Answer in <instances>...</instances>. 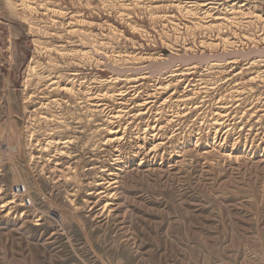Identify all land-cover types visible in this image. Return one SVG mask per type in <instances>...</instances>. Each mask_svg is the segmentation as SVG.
I'll list each match as a JSON object with an SVG mask.
<instances>
[{"label":"rangeland","instance_id":"rangeland-1","mask_svg":"<svg viewBox=\"0 0 264 264\" xmlns=\"http://www.w3.org/2000/svg\"><path fill=\"white\" fill-rule=\"evenodd\" d=\"M187 1L0 0V264H264V0H216L230 12L210 14ZM91 47L131 67L170 53L257 54L201 63L177 83L114 82ZM196 79L198 106L175 102ZM153 80L171 85L156 94ZM156 124L163 146L138 165L141 133ZM241 145L255 154L239 156ZM119 155L118 189L89 194Z\"/></svg>","mask_w":264,"mask_h":264},{"label":"bare ground","instance_id":"bare-ground-1","mask_svg":"<svg viewBox=\"0 0 264 264\" xmlns=\"http://www.w3.org/2000/svg\"><path fill=\"white\" fill-rule=\"evenodd\" d=\"M164 1H167V0H164ZM239 1V0H238ZM242 2L238 5V7H246V2L248 0H241ZM169 2V1H168ZM231 2L229 4L230 6V9H233L235 8L234 6H236L237 4V0H225V4ZM24 2H22L23 4ZM186 3H190V4H186L185 6L186 7H189V8H192V9H198V8H203L205 10V12H209L210 14V11L211 12H216L217 10L219 9H224L225 11H228L226 8H220L218 6V4H220V2L216 1V0H191V1H187ZM79 5V4H77ZM92 5V4H91ZM208 5V7H207ZM228 5V4H227ZM27 6V5H26ZM199 10V9H198ZM53 11V10H52ZM221 11V10H220ZM230 12V11H228ZM205 14V13H204ZM224 15V14H223ZM211 16V15H210ZM227 16V15H226ZM163 17V16H162ZM165 18V17H164ZM227 19L225 16H220V15H216L213 17V20H225ZM137 21V20H136ZM68 23V22H67ZM84 23V22H83ZM68 25V24H67ZM74 31V30H72ZM73 33V32H72ZM55 33H53L54 35ZM86 35V34H85ZM88 35V34H87ZM109 37V36H108ZM61 38V37H60ZM85 38V37H84ZM88 39V38H87ZM106 39V38H105ZM60 40V39H59ZM83 40V39H82ZM85 41V40H84ZM80 42V41H79ZM82 42V41H81ZM92 42V41H91ZM78 45V44H76ZM90 45V44H89ZM97 45V44H96ZM63 46V45H62ZM83 47V46H82ZM87 47V46H86ZM99 48V47H98ZM97 47L94 48V47H91L90 49L88 50H84V54H92V55H95L96 59L97 60H100L104 65H106V67H108L109 70H111V72H113V76L110 75L109 76V79L111 81H127V82H130V81H137L138 79L140 78H146L148 76H155V75H167V76H170V78L172 77L171 79V82L172 81H175L176 83L178 81H181L183 80V76L185 74H191L192 72H194V68H197L199 67L201 63H205L207 64V66L209 65L210 67L212 66H215V65H219L221 63L225 64V65H232L233 64H236V63H239L240 61V58H244V59H247L249 58L250 56H253L254 54H257V50H254V49H251L249 50L248 52L246 51H241V50H236L234 52H230V53H227V55H224L222 56V54H219V55H205V54H202L201 55H197V54H190V55H174L173 53H170V55H167L165 57L162 58V60H159L158 58H153L152 60L150 59L147 64H144L143 66H138V67H131V66H119L117 64H111L110 62H108V58H107V55L105 52H103L102 50L98 49ZM83 49V48H82ZM80 50V49H79ZM82 51V50H81ZM68 54V53H67ZM66 56V55H65ZM259 57V56H258ZM135 58V57H134ZM146 58V57H145ZM144 58V59H145ZM149 58V57H148ZM151 58V57H150ZM252 58V57H251ZM257 58V57H256ZM253 59V58H252ZM263 58H261L262 60ZM108 60V61H107ZM182 60L184 62V67L183 68H180L178 66H176L175 64ZM248 60V59H247ZM254 60V59H253ZM258 60V59H257ZM260 60V59H259ZM99 61V62H100ZM135 61V60H134ZM256 61V60H255ZM263 61V60H262ZM143 62V61H142ZM182 63V62H181ZM180 63V64H181ZM253 63V62H252ZM179 64V63H178ZM32 66V65H31ZM133 66V65H132ZM175 66V67H174ZM147 71H142V70H146ZM243 69V68H242ZM128 70V71H127ZM131 70V72H134V74H132L133 76H128L127 73L125 74L124 72H129ZM240 70V69H239ZM241 72V71H239ZM237 73V72H236ZM34 74V73H33ZM73 74H76V72H73ZM235 74V72H234ZM156 77V76H155ZM161 77V76H160ZM108 79V80H109ZM154 79V78H152ZM188 80V79H187ZM202 80V79H201ZM252 80V79H251ZM110 81V82H111ZM154 81V80H153ZM198 81L199 79H196L194 81L190 80L188 82H186V85L184 87V91H185V94H180L177 95L175 94L174 95V100L175 102H179L181 103L182 105H189V106H194L195 108L198 106L196 105L195 102L193 103H190L188 101V99L190 98V96H195L196 92L195 90L192 91L194 88L193 86H196L198 85ZM249 81V80H248ZM68 84V83H67ZM82 84V83H81ZM150 84V83H149ZM200 84V83H199ZM134 85V84H133ZM139 85V84H138ZM170 82H158L157 83V80L154 81L153 84H151L150 86H152V90L154 93L158 94V91H162L164 92V90L168 89L169 86H170ZM70 86V85H69ZM75 84L72 83L70 87H65V86H62L61 87V90H65V91H70L72 89L75 90ZM79 86V85H78ZM81 86V85H80ZM127 87V86H126ZM131 87V86H130ZM136 87V86H135ZM176 87L177 85H175V88H173V91L176 90ZM27 88V86L25 87ZM56 88V87H55ZM128 89V88H127ZM127 89L125 90H116L118 91L117 92V95H121L123 96L124 93L127 91ZM131 90V89H130ZM129 90V91H130ZM79 91V89L77 90V92ZM128 91V92H129ZM188 91V92H187ZM75 92V93H77ZM124 92V93H123ZM187 92V93H186ZM63 93L66 94V92L63 91ZM88 93L90 94L91 92H89V90L87 89V91L82 94V95H88ZM104 93V92H103ZM173 93V92H172ZM70 94V93H69ZM80 94V93H79ZM153 94V93H152ZM94 95V94H93ZM150 96H153L151 94H149ZM70 96V95H69ZM80 96V95H79ZM148 96V95H147ZM155 96V95H154ZM176 96V97H175ZM92 97V96H89V98ZM96 97V96H95ZM169 97V96H168ZM168 97L166 99H164L163 102H166L168 100ZM73 98V97H71ZM88 99V98H87ZM99 99V98H98ZM69 100V99H68ZM92 101V100H91ZM154 100L150 97L147 99L145 98L141 103H137L136 106H143L142 108H139L137 110V113L136 115H140V114H144L146 112H149L150 109L149 106L150 104H152ZM82 102V100H81ZM155 102V101H154ZM136 103V102H135ZM103 104V102L101 103ZM101 104H98V105H101ZM91 105H93L91 103ZM97 106V105H96ZM100 107V106H99ZM104 107V106H103ZM188 108V106H187ZM192 108V107H190ZM189 108V109H190ZM111 113V112H110ZM116 113V112H115ZM134 115V116H136ZM114 117H117V116H114ZM138 117V116H137ZM111 118H113V116H111ZM215 121V120H214ZM214 121H212L214 123ZM218 122V121H217ZM222 122V121H221ZM155 124V123H154ZM219 124V123H218ZM217 124V125H218ZM149 125V124H148ZM162 126L163 125H152L150 126V129H148V132L145 133V131H147V129L143 130V132L141 133V140L143 142V144H138L137 145V149L138 151L143 155L140 157V160H139V163L138 165H140L141 163L145 162V160L147 159L146 157L149 156V154L153 153V151H155L157 148H159L163 142H155V140H157L159 137H158V131L162 129ZM217 128V127H215ZM219 128V126H218ZM108 134H110L111 136H109L107 138V142L109 143H114V142H118L120 139H121V136H119V132H118V129H114L111 128L109 129L108 128ZM217 130V129H216ZM215 130V131H216ZM214 131V133H216ZM136 135L135 137H139L140 134L139 132H135ZM219 133V132H218ZM148 137V139H147ZM214 137H217L219 139L218 136H214ZM241 136L239 135L237 137V139H239ZM208 139V138H207ZM225 137L223 138V141H224ZM204 140V139H203ZM50 141V140H49ZM208 141V140H207ZM241 141V140H240ZM214 142V141H213ZM60 143V142H58ZM209 143V142H208ZM208 143H205L204 142H199V140L197 139L196 140V145L195 146H201L202 144V147L203 146H207ZM48 144V143H47ZM147 144H150V147H145V145ZM4 145H7L6 143ZM244 145V144H243ZM163 146V145H162ZM194 146V147H195ZM242 146V145H241ZM247 146V145H246ZM246 146H242L243 148L241 150H239V152H241L242 154H240L239 156H244L247 154H251L254 155L255 154V150H252L250 149L251 147L249 146V148H247ZM6 147V146H5ZM213 147V146H212ZM233 147V146H232ZM12 149V148H11ZM120 148L117 149L118 152H120L119 150ZM233 150V149H232ZM138 152V153H139ZM257 154H258V151H257ZM121 156H117L115 158V163H116V168H114L115 171H111L109 170L107 172V174H104L102 177H100V181L96 184L98 185L99 187H97L94 191L90 190L89 194H93L94 193V197H95V193L96 195L98 194V196H100L101 198L103 197H111L113 195V193L111 192V190H117L118 187H119V183H120V175L119 173L122 172L124 170V167H125V164L126 162H123L121 160ZM240 158V157H239ZM125 161V160H124ZM57 164V163H56ZM127 165V164H126ZM88 194V193H87ZM93 196V195H92ZM107 200V199H106ZM23 201V200H22ZM98 201V200H97ZM14 202V201H13ZM28 202V201H27ZM5 203V202H4ZM111 204V202L109 200H107V202L103 205V209L104 208H108L109 205ZM5 205V204H4Z\"/></svg>","mask_w":264,"mask_h":264},{"label":"built area","instance_id":"built-area-1","mask_svg":"<svg viewBox=\"0 0 264 264\" xmlns=\"http://www.w3.org/2000/svg\"><path fill=\"white\" fill-rule=\"evenodd\" d=\"M16 191H18V192H23V188H22V191H19L18 189H15Z\"/></svg>","mask_w":264,"mask_h":264}]
</instances>
